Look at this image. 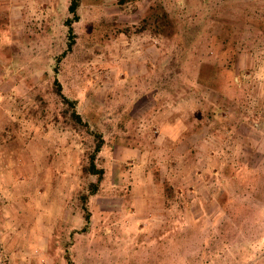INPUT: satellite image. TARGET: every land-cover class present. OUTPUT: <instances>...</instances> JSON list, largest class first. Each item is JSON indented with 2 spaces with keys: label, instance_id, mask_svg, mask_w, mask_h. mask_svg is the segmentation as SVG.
Instances as JSON below:
<instances>
[{
  "label": "rangeland",
  "instance_id": "1",
  "mask_svg": "<svg viewBox=\"0 0 264 264\" xmlns=\"http://www.w3.org/2000/svg\"><path fill=\"white\" fill-rule=\"evenodd\" d=\"M69 5L0 0V264H264V0Z\"/></svg>",
  "mask_w": 264,
  "mask_h": 264
},
{
  "label": "trees",
  "instance_id": "2",
  "mask_svg": "<svg viewBox=\"0 0 264 264\" xmlns=\"http://www.w3.org/2000/svg\"><path fill=\"white\" fill-rule=\"evenodd\" d=\"M77 8H78V0H70V5L68 6V11L70 14L73 15V17L70 19H67L65 21L66 26L69 29L68 30L69 33L71 32L72 22L78 20V16L76 13ZM69 37L71 40V33L69 34ZM72 44H73L72 40L68 42V49H70ZM54 86H55L56 93L58 94L61 102L66 104L69 108L72 109L70 116L73 118V120L78 124H83V125L87 126L85 123H82L80 116L74 110V104L76 103V101H71L70 99L66 98L61 93V86L56 79L54 80ZM92 134L94 135L95 144H94L93 152L88 156V165L85 168V170L87 172H89V174L94 175L96 179L93 183L89 184V189H90L89 194H95L98 191V184L100 183V180L102 179V176H103V170L99 169L95 164V157H96V154L101 150L102 146L104 145V140L99 133H92ZM85 199H86V196L81 197L82 201H84ZM83 208L85 211L84 220H85V223L88 225L90 222V214L87 211V209L85 208V206Z\"/></svg>",
  "mask_w": 264,
  "mask_h": 264
}]
</instances>
